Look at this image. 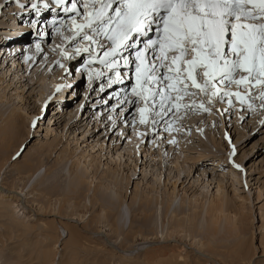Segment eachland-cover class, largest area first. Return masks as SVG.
<instances>
[{"label": "rangeland", "instance_id": "374dc122", "mask_svg": "<svg viewBox=\"0 0 264 264\" xmlns=\"http://www.w3.org/2000/svg\"><path fill=\"white\" fill-rule=\"evenodd\" d=\"M42 2L0 0V40L7 45L12 41L4 32L18 28V10ZM74 16L78 15L67 12L65 20L52 24L50 29L46 26L47 31L39 29V38L31 34L24 41H13L10 47H16L17 55L13 49H7L9 53L5 54L11 63L6 65L0 57V131L8 133L0 132V201L9 205L15 202L18 207L11 206L10 217L22 223L19 226L16 222L18 227L9 230L7 226H14L11 218H0V264H48L50 259L53 264H96L98 257L104 264H145L140 256L145 251H154L151 263L180 253L189 264H218L216 258L224 259L225 264H264V100L260 99V86L248 93L232 85V91L244 92L243 103L236 97H218L212 104L203 95L185 97L183 102L191 107L170 111L163 118L150 112L149 122L142 124L139 109L145 107L144 102L130 90L119 89L122 79L110 83L116 80L118 70L104 65L86 68L82 79L72 82L79 72L76 66L88 55L79 58L76 48L80 45L66 39ZM63 49L71 53L69 72ZM96 72L103 75L97 76ZM201 102L211 111L200 108ZM11 116L16 117L17 128H8ZM224 134L232 139L231 145ZM84 155L93 160L88 170L84 159L79 160ZM75 165L86 182L79 188L82 195L76 200L72 197L66 206L81 204L80 214H71L70 210L59 213L60 200L66 201L64 195L72 189L78 171ZM58 180L60 183H56ZM6 183L25 188L24 192L5 190L2 186ZM52 187L60 194L43 198L44 191ZM218 189L226 199L224 213L227 218L229 215L230 225L223 213L216 223V236L210 237L206 210L216 199ZM137 190L149 193L156 219L154 236L160 242L125 254L119 246L127 241L131 220L138 213V205H133ZM97 192L117 198L118 210L126 214L121 235H115L108 223H104L101 233L91 224L94 217L104 213L99 205H92ZM169 203L173 205L166 215ZM194 208L201 213L202 232L192 241L188 232H175L166 242L177 211L183 209L179 215L183 218ZM117 218L115 228H120L123 223L119 222V214ZM137 219H142L141 215ZM52 222L58 229L47 228ZM61 222L84 238L79 251L72 250L70 234L63 230ZM51 235L58 236L57 243ZM90 237L105 240L113 253L94 251L95 243L90 242ZM199 241L220 243L212 253H199L195 246ZM175 246L182 252L174 251ZM45 252H51L54 259L44 260ZM249 253L255 254L252 262Z\"/></svg>", "mask_w": 264, "mask_h": 264}, {"label": "snow or ice", "instance_id": "6c2138e0", "mask_svg": "<svg viewBox=\"0 0 264 264\" xmlns=\"http://www.w3.org/2000/svg\"><path fill=\"white\" fill-rule=\"evenodd\" d=\"M65 11L82 16L79 21L72 17L73 35L66 37L80 44L76 53L89 52L92 45L105 49L100 63L110 70L119 67L114 57L134 46L129 41L135 35L147 36L156 26L157 38L148 39L135 52L132 92L145 104L139 109L142 124L149 122L150 112L163 118L170 111L191 107L184 98L199 93L208 104L216 97H236L243 103L244 92L232 91V85L243 90L258 85L264 100V0H73ZM123 59L125 65L132 63ZM121 79L117 71L110 83ZM199 107L211 111L202 102ZM156 122L151 120L153 126Z\"/></svg>", "mask_w": 264, "mask_h": 264}, {"label": "bare ground", "instance_id": "6f19581e", "mask_svg": "<svg viewBox=\"0 0 264 264\" xmlns=\"http://www.w3.org/2000/svg\"><path fill=\"white\" fill-rule=\"evenodd\" d=\"M36 9H38V7L36 6ZM45 11H47V10H45L44 9V11H43V13H45ZM22 12V11H21ZM40 12V11H39ZM23 16L24 15H21L20 16V18H23ZM53 17V16H52ZM59 17H62V16H59ZM37 20V19H36ZM18 21H19V19H18ZM20 24V22H18V25ZM47 26V25H46ZM23 27L21 26V27H19L18 28V30H21ZM6 29V28H5ZM48 30V29H47ZM47 30H45V31H47ZM28 35H24V37H27ZM1 41V40H0ZM21 41V40H20ZM23 41H24V38H23ZM9 42V41H8ZM71 42V41H70ZM69 41H68V43H70ZM3 43H5L6 44V46L3 44ZM10 44H8L7 45V43L6 42H3V41H1V44L2 45H0V51L1 50H4V49H9L10 48V45H12L13 46V42L11 43V42H9ZM71 44V43H70ZM83 45H86V43H85V41L82 43ZM64 45V44H63ZM62 45V46H63ZM20 47V46H19ZM66 49H69V48H66ZM64 50V49H63ZM65 54H64V58H65V56H66V54L67 53H69V50H64L63 51ZM9 53V52H8ZM0 57H3L2 59H1V61L2 62H4V60L6 61V65L8 64V63H11V61L10 60H8V59H6V56H5V54L2 52V54H1V56ZM67 57V56H66ZM66 63L68 62L67 60L65 61ZM66 65V64H65ZM121 65V64H120ZM68 66V65H67ZM61 75V74H60ZM84 75V74H83ZM78 79V78H77ZM74 81V80H73ZM72 81V82H73ZM247 92L249 93V89H247ZM216 99V98H215ZM214 99V100H215ZM247 103V102H246ZM249 106V105H248ZM194 109H195V107H194ZM211 114H212V112H211ZM210 116V115H209ZM15 119H16V117L15 116H11L10 117V120H9V126H8V128L9 127H11V126H15L16 127V123H15ZM224 124H223V122H222V126H223ZM12 128V127H11ZM17 128V127H16ZM1 131H4L3 133L5 134V133H7V131H5V130H1ZM0 131V132H1ZM227 133V132H226ZM2 134V133H1ZM8 134V133H7ZM169 135H171V133L169 134ZM2 137L4 138V137H6V136H3V134H2ZM134 138H136V137H134ZM136 140V139H135ZM136 143H137V141H136ZM230 152V151H229ZM8 158V157H7ZM87 158L88 157H86L85 155L82 157V158H79V160H82V159H84V162L83 163H85L86 164V169L88 170L90 167H91V165H93L92 163H93V160H87ZM9 160V159H8ZM121 161V160H120ZM99 164V163H98ZM3 165V164H2ZM30 165V164H29ZM76 166V165H75ZM74 166V167H75ZM99 166V165H98ZM0 167L2 168V166L0 165ZM29 167V166H28ZM27 167V168H28ZM77 167V166H76ZM0 168V169H1ZM79 168V166L77 167V169ZM96 168H97V165H96ZM76 169V170H77ZM1 171V170H0ZM136 173V172H135ZM59 174V173H58ZM34 175V174H33ZM53 175V174H52ZM83 174L81 173V172H79V169H78V171H75V175H74V178H73V186H72V189L71 190H69V192L67 191L65 194L66 195H64V196H66L67 197V199H66V201H65V199L63 198V199H61L60 201H61V205H60V207H59V209H58V212L59 213H63L64 211H66L67 212V210H70L71 211V214H75V215H77V214H80V213H78V211L80 210V207H81V204H79V203H76V202H74L75 204H72L71 203V205H69V206H66V205H68V203L69 202H71L70 201V199H72V197L73 198H75V200L77 199V198H79V196H81L82 195V192H81V190H79V188H80V186L81 185H84V183L86 182V180H85V182H84V179H85V177L84 176H82ZM54 176H55V173H54ZM92 178H94L93 176H92ZM52 181V180H51ZM71 181V180H70ZM54 183H55V181H53ZM84 182V183H83ZM117 182V181H116ZM49 183H50V181H49ZM56 183H60L59 182V180H58V182H56ZM51 184V183H50ZM119 184V183H118ZM82 187V186H81ZM84 187V186H83ZM2 188L3 189H5V190H10L11 192H15V190H17V189H19V186H15V185H9L8 183H6V185H3L2 186ZM55 187H52V189H49V190H45L44 191V193H43V195L42 196H44L43 198H47V196H54V195H58V194H60V193H58V192H56V189H54ZM25 189V188H24ZM24 189L22 188V189H19V191H21V193H23L24 192ZM82 189V188H81ZM219 191H218V194L216 195V199H214L212 202H211V205H210V207H208L207 208V210H206V215H208V220H207V231H208V234L210 235V237H214V236H216V234H217V230H216V228L215 227H217V225H219V224H216L217 222H219V220H220V217L223 215V213L225 212V211H227V203H226V199H225V197L223 196V194L220 192V189H218ZM18 191V190H17ZM16 191V192H17ZM80 192H81V194H80ZM100 192V191H99ZM27 194H29V193H26V195ZM62 196V195H61ZM63 196V197H64ZM84 196V195H83ZM112 195H107V194H105V193H94L93 194V199H92V205H93V207H96L97 205H99L98 207L99 208H102V213L103 214H101V215H99L98 217H94L92 220H91V224H94V226H95V228H96V232H98V233H101V232H103L102 231V229H103V227L105 226L104 225V223H108V225H110L113 229L112 230H114V234L116 235H118V233H120V231L126 226V222H127V217H126V214L120 209V210H118L119 209V203H118V201H117V198H115V197H111ZM149 193H146L145 194V192H143V191H135V194H134V197H133V205H135L136 206V204L138 205V207H137V209H136V211L138 212H136L137 213V215L136 216H134V218H132V225H131V230L126 234V242H120V249L121 250H123L124 252H125V254L126 253H132L134 250H136V249H142L143 247H144V245H146V244H148V243H155V242H160V239H159V237L158 236H154V234H155V212H154V209H153V205H152V201L149 199ZM65 197V198H66ZM62 200H64V201H62ZM50 201V200H49ZM10 202V201H9ZM13 202V201H12ZM173 203V202H172ZM172 203H169V204H166V206H165V211H166V215L168 214V212L171 210V207H172ZM50 204V203H49ZM11 206H15V202L13 203V205H9V203H6V202H3L2 203V201H0V218H3V217H8V218H11V222H12V225H14V226H7L6 228L8 229L9 228V230H11V227L12 228H17L18 227V225L16 224V220L14 219V218H12V217H10V212H11ZM18 207V205L17 206H15V208H17ZM83 207V206H82ZM87 207V206H86ZM16 210V209H15ZM183 209H181L180 211H177L178 213L177 214H175L174 215V217H173V222L171 223V225H170V227H169V229L170 230H172L168 235H166V237H165V239H166V242H169L170 241V239H171V236L176 232L177 234L178 233H182V232H184V233H186V232H188L189 233V236L191 237V241H192V239H194V238H196L197 236H198V234H200L202 231V227L200 228L199 227V218L201 217V213L199 212V210H198V208H194L193 210H192V213L191 214H189V215H187L186 217H179V215H181L182 213H183V211H182ZM15 212V211H14ZM117 213V214H115L114 215V213ZM190 212V211H189ZM65 213V212H64ZM67 213H70L69 211L67 212ZM58 214V213H57ZM119 214V217H120V220H119V222H121V223H123V224H120L119 226H120V228H115V226H116V219H115V216H116V218H117V215ZM226 213H224V215H225ZM63 215V214H62ZM141 215V217H142V219H137V216H140ZM173 215V214H172ZM236 215V214H235ZM227 215H225L224 216V218H226V220H228L230 217H229V215H228V218L226 217ZM232 216V215H231ZM223 217V216H222ZM232 218V217H231ZM234 218H236V217H234ZM233 218V219H234ZM118 219L119 218H117V225H118ZM10 220V219H9ZM230 220V219H229ZM228 220V222H229V225H230V221ZM18 223V222H17ZM19 224V226H22L20 223H18ZM54 222H52L51 224H50V226H48L47 228H51V230H53V229H56L57 227L56 226H54ZM100 224H102V226H100ZM60 225H61V227L63 228V230H66L69 234H70V237H71V240H70V245H71V248H72V250H75V249H77L78 251L80 250V249H78L80 246L81 247H83L82 245H81V241L83 242L84 240V238H82L81 237V235H79L78 234V232L76 231V230H74L72 227H70V226H68L67 224L66 225H64L63 224V222H61L60 223ZM53 226L55 227V228H53ZM109 227V226H108ZM58 229V228H57ZM111 229V228H110ZM14 231V230H13ZM13 231H10V232H13ZM15 232V231H14ZM157 234V233H156ZM120 235H121V233H120ZM174 236V235H173ZM186 237H187V234L185 235ZM99 237V236H98ZM50 238H52V239H56V238H58V236L57 237H55V235H51L50 236ZM89 238V237H88ZM97 238V237H96ZM90 239H91V243H95V247L93 248L94 249V251H99V252H104V253H107V254H112L113 252L109 249V246L107 245V243H106V241L105 240H103V239H95V238H92V237H90ZM57 240V239H56ZM54 241V242H58V240L57 241ZM93 241V242H92ZM113 241V240H112ZM142 241H143V243H142ZM72 242H74V243H76V244H74V243H72ZM89 242V243H90ZM202 242V241H201ZM137 244L136 246H133V247H131V246H129L130 244ZM198 243H199V247H198ZM198 243H196L195 242V246H196V248L198 249H196L199 253H204L205 251H213L214 249H215V247L218 245V243H220V241H210L209 243H200V241L198 242ZM116 244V243H115ZM201 244V245H200ZM205 244L208 246H206V248H205ZM238 244H240V243H238ZM21 245H22V243H21ZM20 245V246H21ZM22 246H24V245H22ZM76 246H78V247H76ZM194 246V244L193 243H191V247H193ZM25 247V246H24ZM134 247H136V248H134ZM162 248V247H161ZM174 248V251H181V248L180 249H178V247L177 246H175V247H173ZM195 248V247H194ZM84 249V248H83ZM117 249V248H116ZM77 250H75V251H77ZM82 250V249H81ZM74 251V252H75ZM158 251H159V249H158ZM173 251V252H174ZM153 252L154 251H152V253H151V251L150 252H148L147 253V251H145V253L143 254H140L141 253V251H139L138 252V254H140V256H142L143 258H142V260H143V262L145 263V264H189V261H188V259H186L185 257H183V255H181L180 253L178 254V255H173V253H172V255H170V258L168 257V258H163V259H159L156 263H151L152 262V260L151 259H153L154 257H153ZM182 252V251H181ZM215 252H216V250H215ZM208 253V252H207ZM206 253V254H207ZM212 253V252H211ZM217 253V252H216ZM75 255H76V253H74ZM250 254V253H249ZM74 255V256H75ZM129 255H131V254H128V256ZM219 255V254H218ZM247 255V254H246ZM124 256H127V255H124ZM206 256V255H205ZM255 256V254L254 253H251L250 255H249V257H248V259H249V261L250 262H252L253 261V257ZM45 257V258H44ZM44 260H46V258H48V260H49V258H53L54 256L52 255V253L51 252H49V253H46L45 252V254H44ZM78 258V255L77 256H75V258ZM150 257V258H149ZM96 258L97 257H95L94 259L96 260ZM129 258V257H128ZM54 259V258H53ZM98 259H99V262H96V264L98 263V264H100V263H102V264H104L102 261V259H100L99 257H98ZM199 259V258H198ZM216 262H218V264H225V263H223V261H224V259H214ZM53 262L54 261H51V259L48 261V264H53ZM72 262V261H71ZM207 262L208 261H205V263L207 264ZM205 263H202V262H200V264H205ZM71 264H73V262L71 263Z\"/></svg>", "mask_w": 264, "mask_h": 264}]
</instances>
